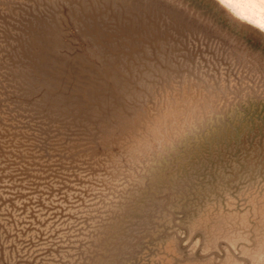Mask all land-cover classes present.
<instances>
[{
    "label": "rangeland",
    "instance_id": "1",
    "mask_svg": "<svg viewBox=\"0 0 264 264\" xmlns=\"http://www.w3.org/2000/svg\"><path fill=\"white\" fill-rule=\"evenodd\" d=\"M172 1L210 35L153 83L132 137L25 97L0 7V264H264V32L218 0Z\"/></svg>",
    "mask_w": 264,
    "mask_h": 264
},
{
    "label": "water",
    "instance_id": "2",
    "mask_svg": "<svg viewBox=\"0 0 264 264\" xmlns=\"http://www.w3.org/2000/svg\"><path fill=\"white\" fill-rule=\"evenodd\" d=\"M0 7L19 26L10 79L25 97L41 95L35 101L61 126L94 125L105 137L136 135L149 120L153 83L172 84L190 69L192 37L210 35L172 0H0Z\"/></svg>",
    "mask_w": 264,
    "mask_h": 264
},
{
    "label": "bare ground",
    "instance_id": "3",
    "mask_svg": "<svg viewBox=\"0 0 264 264\" xmlns=\"http://www.w3.org/2000/svg\"><path fill=\"white\" fill-rule=\"evenodd\" d=\"M237 18L264 32V0H218Z\"/></svg>",
    "mask_w": 264,
    "mask_h": 264
}]
</instances>
